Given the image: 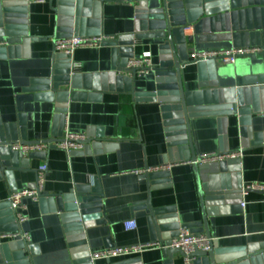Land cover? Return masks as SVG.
Listing matches in <instances>:
<instances>
[{
  "label": "crops",
  "instance_id": "0c3cea01",
  "mask_svg": "<svg viewBox=\"0 0 264 264\" xmlns=\"http://www.w3.org/2000/svg\"><path fill=\"white\" fill-rule=\"evenodd\" d=\"M101 16L98 19L80 18L79 33L86 36H113L124 40L134 34L136 8L144 2L148 9H156L162 0H102ZM253 0H251L252 2ZM264 8V0H258ZM252 4L242 6L247 9ZM55 0L31 3L26 6L27 38H8L10 45H20L12 57L0 52V123L16 121V97L30 81L48 78L53 70V40L55 39L58 13ZM253 7V6H251ZM247 24L257 23V37L264 46V16L253 17L249 13L242 17ZM194 42L188 47L210 50L230 47V40L201 41L192 32ZM248 40V39H247ZM158 38L133 41V53L139 55L150 51L155 67L160 62ZM245 45V44H243ZM251 45V44H248ZM120 47V43L118 44ZM71 60L80 66V81L86 75H99L111 71L112 47L83 45L71 54ZM122 74V73H121ZM156 72L144 77H135V93H152L156 87ZM181 83L187 99L193 107L189 117L190 134L194 153L202 154L234 151L243 147L240 116L247 118L244 129L252 134L261 133V143L245 144L239 160V171L214 174L218 187L240 189L241 186L264 183V81L245 84L248 77L264 78V57L242 56L234 64L225 65L218 61L187 62L180 68ZM214 89H232V105L236 109L225 114V102L213 103L209 93ZM83 99H69L65 112L64 131L85 133L88 137L110 140L115 143L108 151L90 154H69L50 147L42 155L28 159L27 168L6 171L0 174V233L13 231L15 226L7 197L11 191L34 186L36 170L46 165L42 198L38 201L25 199L27 219L21 228L28 233L33 249L11 251L6 247L8 239L0 245V264H74L67 233L60 214L57 197L76 193L77 188L96 184L102 194L106 213L103 220L85 229L87 245L98 250L111 246H127L138 243L157 242L149 220V212L142 204L147 198L148 181L132 171L170 163L165 172V186L150 190V204L154 209L164 210V215L175 217L178 223H196L201 220L195 176L191 161L169 162L166 158L167 144L160 103L136 101L128 92L107 90L91 92ZM89 95V94H88ZM221 99V95H216ZM220 101V100H218ZM222 101V100H221ZM238 102L241 104L238 105ZM230 103V104H231ZM260 110H254L256 108ZM242 114H240V113ZM28 140L50 138L54 105L43 100L23 103ZM223 113V114H222ZM220 114V115H219ZM224 126L225 136L221 135ZM243 206L222 204V212L208 216L210 237L216 251L228 260L246 257L237 264H264V200L262 193L247 191L239 194ZM133 221L135 229H125L123 223ZM159 243V242H158ZM163 245V243H159ZM253 253H257L252 257ZM8 258V260H6ZM137 258L138 264H165L161 248H150L132 257L98 260L95 264H113ZM171 264H184L182 256L174 253Z\"/></svg>",
  "mask_w": 264,
  "mask_h": 264
},
{
  "label": "water",
  "instance_id": "95a60500",
  "mask_svg": "<svg viewBox=\"0 0 264 264\" xmlns=\"http://www.w3.org/2000/svg\"><path fill=\"white\" fill-rule=\"evenodd\" d=\"M55 1L57 4L55 10L58 13L56 38L70 36L73 31L79 33L81 17L98 19L101 16L102 0ZM259 3L258 0L252 2L251 0H162V5L159 8L148 9L146 3L141 2L136 8V26L134 34L128 38L129 42L125 44L123 43L124 40L114 38L105 43L112 47L113 64L111 71L95 76L86 75L83 82L80 81V73L72 76L69 74L71 56L54 53V66L51 75L45 79L30 81L29 85L22 88L21 94L16 97V121L8 124L0 123V174L16 169H25L29 158L43 154V152H33L23 156L20 151L12 149L14 143L19 142L24 145L53 142L61 139L69 99H83L91 96L90 94H93L91 92L97 91L124 90L136 101H157L160 103L167 144L166 157L164 158L169 162L191 161L195 176L201 220L196 223L180 225L175 217L164 215V210L154 209L150 204V190L165 186L167 179L164 177L167 174L155 172L146 175L148 193L142 204L149 212V220L155 239L157 242L163 243V246H168L170 239L177 235L179 228L188 229L192 233H205L207 237H210L208 216L224 211L218 205H232L241 202L240 189L218 188L214 184L212 176L217 173L239 171V160L236 158L220 162H197L200 157L194 153L189 125V117L192 116L193 107L183 90L180 75L181 66L189 62L188 53L193 49L188 45L194 42V36L184 35L183 27L186 24H192L194 35H198L201 41L230 40L232 45L236 47L243 44L259 45V39L257 38L255 41L253 38L258 36L256 30H259L260 26L257 23L250 25L242 21V17L249 13L253 17H258L259 14L264 16V8L258 7ZM247 4H252L253 7L241 9ZM25 25H27V13L24 0H0V37H20L24 43L27 32L21 28H24ZM148 37L162 40L159 45L160 62L158 67L153 69L157 73V83L152 93H135L133 89L135 76L128 77L120 72L124 70L127 59L134 55L133 41ZM119 43L120 47L118 46ZM19 48L20 45L18 44L8 45L0 52L12 57L17 54ZM250 57L255 58V56ZM258 80L264 81V78L248 77L244 83H256ZM230 90L214 89L209 93L213 96L214 104L225 102L223 104V113L225 114H231L236 110L234 109L235 105L230 102L232 99H228L230 93L231 95L233 93L232 89ZM216 95H221V99L217 98ZM33 100L49 101L54 105L49 139L40 141L27 139L23 103ZM239 104L241 102H238ZM254 110L260 109L257 107ZM246 118L245 115L240 116L242 146L245 147L249 139H251L248 143L250 146L258 145L261 143V133H247L243 127ZM114 145L113 141L102 139L101 136L96 139L88 137L83 149L73 151L70 155L106 152L112 149ZM73 198L77 199L78 206L66 204ZM57 199L59 200V207L55 210L66 212L60 215L62 221H70L72 217L79 218L78 213H68L78 208L84 227L100 222L107 212L103 206L102 194L98 192L96 184L88 185V188L79 187L76 193L70 192L57 197ZM6 247L11 251H22L23 253L27 250V244L23 240L11 241ZM161 251L163 257L166 258L165 264H171L174 253L183 256V253L177 248L163 247ZM256 254L253 253L248 258ZM193 256L197 257L195 264H237L246 260L244 256L228 260L222 252L215 250L214 245L209 251H197ZM73 262L74 264H91L88 259H74ZM137 262V258H132L113 264H138Z\"/></svg>",
  "mask_w": 264,
  "mask_h": 264
},
{
  "label": "built area",
  "instance_id": "2783aa9c",
  "mask_svg": "<svg viewBox=\"0 0 264 264\" xmlns=\"http://www.w3.org/2000/svg\"><path fill=\"white\" fill-rule=\"evenodd\" d=\"M52 0H24V5L27 6L31 3H45ZM193 25L186 24L183 27V32H192ZM113 36H86L76 32H72L70 36L56 38L53 40L54 53H62L70 55L73 51L83 45L99 46L106 42L113 40ZM138 41V40H136ZM10 41L8 38H0V51L4 50ZM242 56H255L264 57V46L255 45H242V46H230L219 49L210 50H197L193 49L188 53V60L191 62L202 61H218L225 65H232L235 63L238 57ZM155 65L151 59L150 51H143L139 55H133L126 61L124 70L121 71L123 75L128 77L134 75L135 77H144L150 71L154 69ZM80 66L75 61L70 59L69 61V74H79ZM133 70V72H132ZM221 135L225 136L224 126H221ZM88 139V135L85 133H78L65 130L63 131L60 140L53 142H38L33 144H20L16 142L12 145L13 150L20 151L23 156H27L33 152H44L51 146L63 151L66 155H69L73 151H81L83 149L85 140ZM244 147H240L234 151H221L211 152L200 155V163L220 162L225 160H231L239 158L242 155ZM171 167V164L149 166L139 168L132 173L139 176H146L155 172H167ZM46 171V165H40L36 170V180L33 187L25 188L22 190H14L8 194L7 204L11 211L13 224L15 226L13 231L0 233V245H2V239H8L9 241L23 240L27 244V249H33V245L30 242L28 233L24 232L21 228L23 222L26 221L27 216L25 214V199H32L38 201L42 198L41 189L44 182V174ZM241 193L244 194L247 191H257L262 193L264 200V183H253L241 186ZM66 204H73L78 206V201L73 198L72 201ZM243 206V203H240ZM62 215L65 211H56ZM68 213H78L79 218L72 217L69 221H63L65 231L67 233V240L70 245V252L72 259H88L91 264H95L98 260H110L114 258L132 257L141 254L143 251L156 247V248H177L182 253V259L184 264H195L197 257L193 254L197 251L207 252L212 248L213 240L211 237H207L205 233H192L188 229L179 228L176 236L170 239L168 246L160 245L158 242L138 243L127 246H111L103 249L93 250L87 245L85 237V229L83 225V219L79 214V209L71 210ZM125 229H135L136 224L133 221L123 223ZM8 260V258H6Z\"/></svg>",
  "mask_w": 264,
  "mask_h": 264
}]
</instances>
